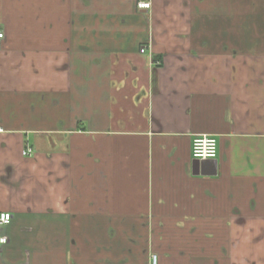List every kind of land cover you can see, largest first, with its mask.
Returning a JSON list of instances; mask_svg holds the SVG:
<instances>
[{"label":"crops","instance_id":"1","mask_svg":"<svg viewBox=\"0 0 264 264\" xmlns=\"http://www.w3.org/2000/svg\"><path fill=\"white\" fill-rule=\"evenodd\" d=\"M137 1L0 0V264H264V0Z\"/></svg>","mask_w":264,"mask_h":264},{"label":"built area","instance_id":"2","mask_svg":"<svg viewBox=\"0 0 264 264\" xmlns=\"http://www.w3.org/2000/svg\"><path fill=\"white\" fill-rule=\"evenodd\" d=\"M137 10H149L151 8V2L149 0H138L136 2ZM4 38V34L0 29V40ZM141 54L145 52L144 48L139 51ZM2 130L0 129V132ZM32 149L26 148L23 150L22 155L25 157L32 156ZM218 155V141L213 136H196L192 139L191 142V157L194 160L203 161V160H214ZM11 220L9 214H0V225H7ZM7 239L5 237H0V244H5ZM149 264H158V256L152 254L150 256Z\"/></svg>","mask_w":264,"mask_h":264}]
</instances>
